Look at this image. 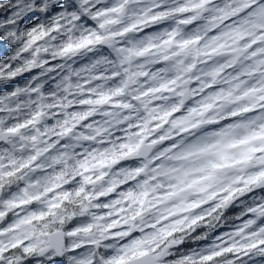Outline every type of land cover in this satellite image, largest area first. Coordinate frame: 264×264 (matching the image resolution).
Segmentation results:
<instances>
[{"label": "snow or ice", "instance_id": "6c2138e0", "mask_svg": "<svg viewBox=\"0 0 264 264\" xmlns=\"http://www.w3.org/2000/svg\"><path fill=\"white\" fill-rule=\"evenodd\" d=\"M20 57L0 264H264V0H0Z\"/></svg>", "mask_w": 264, "mask_h": 264}, {"label": "clouds", "instance_id": "9594fccd", "mask_svg": "<svg viewBox=\"0 0 264 264\" xmlns=\"http://www.w3.org/2000/svg\"><path fill=\"white\" fill-rule=\"evenodd\" d=\"M7 2V0H6ZM16 28L17 29H20V34L23 35V36H26L27 35V29L24 28L23 25H20V24H17L16 25ZM13 61H9L8 64H5L4 65V68L3 69H0V73H2L4 76H7L9 72L11 71H20V74L23 75V71H21V69L24 68V58L23 57H20V62L19 64L17 65V67H9L10 64H12ZM5 69H7V71H5ZM57 76L60 75V73H56ZM35 85L32 83V81H28L25 85H22V87H34ZM61 96H63L64 94L61 93L60 94ZM57 101L55 99H53L52 101H50V103H56ZM51 114V113H50Z\"/></svg>", "mask_w": 264, "mask_h": 264}]
</instances>
